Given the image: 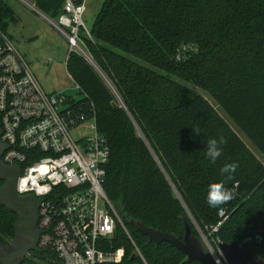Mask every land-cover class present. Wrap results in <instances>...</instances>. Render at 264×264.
Masks as SVG:
<instances>
[{"label":"trees","instance_id":"trees-1","mask_svg":"<svg viewBox=\"0 0 264 264\" xmlns=\"http://www.w3.org/2000/svg\"><path fill=\"white\" fill-rule=\"evenodd\" d=\"M32 2L52 17L63 4ZM14 19L0 0V29L6 33ZM90 30L87 51L112 86L71 52L68 70L82 94L72 100L73 108L85 118L94 116L108 139L104 189L145 261L199 264L168 242L149 243L132 219L180 239L184 217L197 236L195 223L210 241L243 240L250 233L249 248L264 254V161L225 116L264 155V0H104ZM221 136L223 152L212 163L204 144ZM232 162L239 166L226 186L235 198L211 208L207 187L223 180L220 169ZM4 183L0 180V188ZM221 209L226 219L212 232ZM17 218L0 201V245L16 236ZM113 242L125 248L123 264H145L122 228ZM34 253L21 264H62L52 250Z\"/></svg>","mask_w":264,"mask_h":264},{"label":"built area","instance_id":"built-area-1","mask_svg":"<svg viewBox=\"0 0 264 264\" xmlns=\"http://www.w3.org/2000/svg\"><path fill=\"white\" fill-rule=\"evenodd\" d=\"M42 14L67 39L70 53L88 56L86 38H92L84 15L87 0H63L56 20ZM80 90L79 85L77 84ZM63 92L47 93L24 55L0 29V131L6 145L3 160L21 167L19 193L39 200V249L52 250L62 264H123L126 251L115 247L119 228L129 230L104 189L111 149L95 117L85 118ZM92 119L91 134L72 133ZM211 226L218 231L226 219ZM127 233V234H128ZM217 264H228L219 239L202 234ZM135 255L148 264L141 252Z\"/></svg>","mask_w":264,"mask_h":264},{"label":"rangeland","instance_id":"rangeland-1","mask_svg":"<svg viewBox=\"0 0 264 264\" xmlns=\"http://www.w3.org/2000/svg\"><path fill=\"white\" fill-rule=\"evenodd\" d=\"M5 1L15 15V19L10 21L7 27L6 34L11 38L16 48L24 55L43 89L49 94L63 92L71 99L81 98L82 94L77 87V83L68 70L67 62L70 54V45L65 36L42 14L31 8L22 0ZM103 1L104 0H87L84 21L89 29H92ZM48 17L56 20L58 16L52 17V15H48ZM82 56L87 60L86 55ZM192 87L213 101L210 93L199 87ZM225 116L245 142L252 148L258 157L264 161V155L251 142L248 136L237 128L236 124L226 114ZM92 122V119L84 121L79 126L80 130L74 129L72 133L77 137L82 134H91L90 125ZM195 226L201 235L204 234L200 226L196 223ZM127 233L126 235L132 244L133 252L142 253L137 240L131 235L130 231L128 234ZM31 256H36V253L33 252L28 255L29 258Z\"/></svg>","mask_w":264,"mask_h":264},{"label":"water","instance_id":"water-1","mask_svg":"<svg viewBox=\"0 0 264 264\" xmlns=\"http://www.w3.org/2000/svg\"><path fill=\"white\" fill-rule=\"evenodd\" d=\"M87 61L95 67L105 80L112 86L107 76L103 73L95 60L88 54ZM117 94V93H116ZM118 96V94H117ZM121 100V99H120ZM6 149L5 143L1 140L0 131V180L4 181V185L0 188V201L7 208L13 210L14 203H24L28 201L34 202L38 206L39 200L33 195L23 196L19 193V182L21 179V167L17 164H7L3 160V153ZM185 234L183 239L175 236L172 233L160 231L146 226L144 223L132 219L131 225L134 226L141 233L146 235L148 242H154L160 245L163 242H168L173 247L187 255L188 260L198 261L199 264H217L213 254L206 249V244L202 235L199 237L194 233V228L187 217H184ZM26 220L23 217H18L15 222L16 234L22 233V225ZM250 233H248L243 240H233L231 242H221L219 244L220 250L228 264H264V261L258 260L259 254H256L249 248ZM30 250H37L36 245H31L18 252L8 254L4 258V264H12L15 258H20L22 262L26 254Z\"/></svg>","mask_w":264,"mask_h":264},{"label":"clouds","instance_id":"clouds-1","mask_svg":"<svg viewBox=\"0 0 264 264\" xmlns=\"http://www.w3.org/2000/svg\"><path fill=\"white\" fill-rule=\"evenodd\" d=\"M194 131L196 134H201V131L195 127ZM225 143L224 137L211 138L206 141L204 147L206 148L205 156L212 162L215 163L216 160L222 155L223 148L222 145ZM238 164L236 162L226 163L220 169V175L224 177L223 180L210 183L207 187L206 202L209 207L218 209L235 198V193L226 186V182L233 178L236 173ZM258 260L264 261V254L257 257Z\"/></svg>","mask_w":264,"mask_h":264},{"label":"flooded vegetation","instance_id":"flooded-vegetation-1","mask_svg":"<svg viewBox=\"0 0 264 264\" xmlns=\"http://www.w3.org/2000/svg\"><path fill=\"white\" fill-rule=\"evenodd\" d=\"M6 184V183H5ZM13 210L18 217H23L26 221L22 225V233L16 236L6 246L0 245V264H4V258L13 252H18L23 248L36 245L39 249L40 229H39V210L38 206L32 202L14 203ZM36 250V251H37ZM35 252L30 250L25 258ZM20 258H15L12 264H21Z\"/></svg>","mask_w":264,"mask_h":264}]
</instances>
